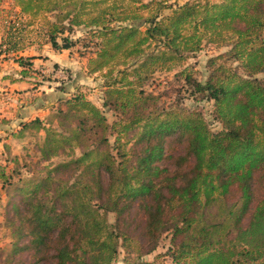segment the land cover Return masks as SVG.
I'll list each match as a JSON object with an SVG mask.
<instances>
[{"label":"trees","instance_id":"obj_1","mask_svg":"<svg viewBox=\"0 0 264 264\" xmlns=\"http://www.w3.org/2000/svg\"><path fill=\"white\" fill-rule=\"evenodd\" d=\"M15 1L35 15L74 3L60 24L94 28L102 39L92 72L110 70L104 106L118 118L110 124L100 107L77 94L49 120L24 125L23 135L26 129L44 135L36 156L23 149L21 160L12 156L0 165L1 191L13 208L0 226L13 237L15 254L31 251L33 264H115L123 248L122 264H153L143 258L168 233L172 264H264V192L256 189L264 175V79L258 78L264 75V0H194L176 8L148 0L142 7L157 10L143 19V31L113 25L140 19L118 4ZM164 9L172 14L160 18ZM50 26L58 49L55 35L66 27ZM205 40L229 48L210 60L207 81L188 67L176 75L214 102L221 131L211 130L199 111L166 108L144 86L157 68L182 66ZM229 201L226 215L215 218L212 208ZM23 239L30 241L22 246Z\"/></svg>","mask_w":264,"mask_h":264},{"label":"rangeland","instance_id":"obj_2","mask_svg":"<svg viewBox=\"0 0 264 264\" xmlns=\"http://www.w3.org/2000/svg\"><path fill=\"white\" fill-rule=\"evenodd\" d=\"M97 1L102 3L103 6L118 4V6L125 7V10L127 11L126 13H128V11L138 13L140 16L139 20L131 21L127 24L116 23L113 25H135L140 27L142 31L147 27L145 20L143 19L155 15L157 10L155 5L148 9L142 7L143 3H148V0H143L142 4L141 2H138L139 0ZM193 1L194 0H168V5H172L173 8H176L177 5H183L186 2ZM210 1L219 3L224 0ZM63 3L64 2H61V6L57 7V10L53 13L41 12L35 15L34 13H23L15 0H0V36L4 39V46L2 45V47H0V54H15V57H18V59H23L25 66L30 65L29 67L31 70L33 67V64L29 62L31 59L36 58L38 60H46L49 58L50 53L56 51L59 65L52 64L50 70L47 71L46 69L45 73H43L40 68H37L36 71H33V73H36V75L32 76L36 80L34 83L45 87L52 85L62 92L58 107L64 100L72 98L77 94L84 95L87 99L100 107L105 113L109 123L113 124L114 122H117L118 118L113 111L104 106L107 90V75L110 70L106 69L97 73L92 72V69L95 67L93 61L97 58L102 39L98 36H94V28L90 29L84 26L72 27L69 25L68 21L64 22V24H60V21H62L68 10H72L74 6V3H71L66 7ZM14 5L20 9L18 10L20 12L17 11ZM103 6L101 8H104ZM96 12L97 10L94 12L87 10L85 14H95ZM158 14L160 18L167 17L172 14V9L161 10ZM50 23H57V30L66 27L65 33H58L55 35L59 45L58 49H55L51 43L50 33L53 29L50 26ZM65 45H68L69 49H61L62 47H65ZM156 50L157 46L147 48L146 55ZM228 51L229 48L224 44L212 43L205 40L201 51L188 55L182 66L179 65V67L172 71L157 68L149 80L144 84L145 90L148 93L159 96V102L166 108H173L181 105L188 110L199 111L209 123L211 130L221 131L223 129L222 125L216 119L214 114V102L194 93L193 88L185 84L184 77L176 74L181 72L185 67H188V69L192 71V76L204 84L209 76L210 60L221 55L227 56ZM32 54H37L38 56L30 57L29 55ZM146 55L135 60V62L140 64L146 59ZM227 64L230 65L231 63L228 62ZM112 68L115 69V67ZM118 69L122 70L123 68L120 67ZM258 78L264 79V75H259ZM45 93L46 89L44 90V94ZM57 108L52 111L44 121L49 120L55 113H57ZM25 131L27 134L22 137L20 146L22 149H27L30 155L35 157V148L43 141L44 135H40L34 129H26ZM115 138L116 135L112 134L109 138L111 144H114ZM77 153L79 155V152ZM256 189L258 195L261 196L264 192V175L260 176L257 180ZM15 199L16 201L19 200L17 197H15ZM0 200L2 201L0 203V222H2L4 221L3 216L7 211L9 212L8 215H13V208L7 207L5 194L1 195ZM230 205H233L232 201H229V204H216L215 207L212 208L215 218L222 219L226 215L228 206ZM116 218L117 216L113 213L109 215V221L112 224L116 222ZM228 225L233 228V224L228 223ZM29 241V239H23L20 241V245L24 246ZM14 247L13 237H11L9 231H6V228L0 226V264L34 263L31 251L23 252L22 254H15L13 251ZM171 249L172 236L171 234L166 233L160 239L157 250L149 255H145L143 260L153 264H172ZM125 257L126 254L124 249L120 248L118 260L115 264H122ZM37 264L45 263L40 261L39 263L37 262Z\"/></svg>","mask_w":264,"mask_h":264},{"label":"crops","instance_id":"obj_3","mask_svg":"<svg viewBox=\"0 0 264 264\" xmlns=\"http://www.w3.org/2000/svg\"><path fill=\"white\" fill-rule=\"evenodd\" d=\"M15 7L17 11L20 10ZM3 42L4 39L0 36V47L4 46ZM6 54L0 55V165L9 163L7 160L12 156L22 159L24 148L22 149L20 144L25 136L22 133L24 125L36 119L44 121L57 108L62 96V92L52 85L45 87L35 84L36 80L32 77L36 75L33 71L37 68L45 73L46 69L50 70L52 64L59 65L56 51L50 53L46 60L31 59L32 71L20 66L15 54ZM24 70L26 74H23ZM1 188L0 185V196L3 193Z\"/></svg>","mask_w":264,"mask_h":264}]
</instances>
